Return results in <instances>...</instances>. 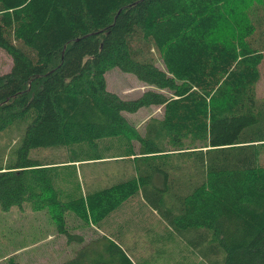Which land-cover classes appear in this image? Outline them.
Masks as SVG:
<instances>
[{
    "label": "trees",
    "instance_id": "trees-1",
    "mask_svg": "<svg viewBox=\"0 0 264 264\" xmlns=\"http://www.w3.org/2000/svg\"><path fill=\"white\" fill-rule=\"evenodd\" d=\"M0 50V133L23 123L0 165L1 209H51L68 245L100 233L62 264H264V0H0ZM114 67L155 90L121 99L106 89ZM150 107L135 132L126 115ZM106 140L133 141L125 173L106 172ZM43 150L96 161L107 181L54 200ZM131 224L154 245L126 249Z\"/></svg>",
    "mask_w": 264,
    "mask_h": 264
},
{
    "label": "rangeland",
    "instance_id": "rangeland-1",
    "mask_svg": "<svg viewBox=\"0 0 264 264\" xmlns=\"http://www.w3.org/2000/svg\"><path fill=\"white\" fill-rule=\"evenodd\" d=\"M158 66L161 63L158 61ZM11 68V59L8 55L0 50V75L8 73ZM261 80L258 85V95L264 96V63L261 64ZM107 91L116 94L121 99L130 100L138 98L146 90L154 87L145 85L137 80L131 74L124 73L118 68H109L104 74ZM160 113V108L150 107L147 109H140L134 114H128L131 123L134 124L133 130L136 132L142 131V126L149 117H156ZM20 123V124H19ZM136 130H135V129ZM23 130V123L20 121L14 122L9 128L0 133V165L11 163L17 157V148L20 143V131ZM133 141L125 140H106L102 142L103 154L105 159L102 162L110 163L107 166L106 172L111 173L116 165H119L121 171L125 173L124 160L122 152L125 147ZM136 148V146H134ZM34 156L43 162L55 161V164L46 165V168L53 169L55 172V181L53 184L54 190L48 191V195L54 200H67L68 195L73 196L79 194L85 187V182L91 186H103L107 181L105 179L106 172H102V164L92 162L70 161L71 155L64 150L52 151L43 150L34 152ZM92 163V164H90ZM90 165L89 168L81 169V165ZM97 165V166H96ZM78 169L84 174V178L77 176ZM115 172V171H113ZM85 179V180H84ZM68 193V194H67ZM45 197V195L43 196ZM137 204V201H135ZM54 205V204H53ZM128 217V214H125ZM136 220H142L138 216ZM55 220L52 218V212L45 210L38 211L30 202H25L21 207H11L9 210H2L0 207V264H7L9 258H14L20 264H62L69 258L74 251L80 250L87 242L100 236V233L90 228L84 233V240L82 244L79 239H74V245H68L63 236L56 232ZM143 221V220H142ZM75 230L73 233H80V225L74 220ZM147 226H157V230L153 231L151 235H162L164 232L163 224L155 220V217H148ZM136 227L140 228V232L144 229V224L140 221L136 222ZM111 224H106V229H109ZM134 226L130 225V230L126 229L123 233V243L126 249H132V245L137 246V250L148 249L152 247L142 246L135 242L145 237L139 233H133ZM79 237V236H77ZM143 239L141 241H143ZM159 244V242H157ZM134 256L143 255L141 253H132Z\"/></svg>",
    "mask_w": 264,
    "mask_h": 264
},
{
    "label": "crops",
    "instance_id": "crops-1",
    "mask_svg": "<svg viewBox=\"0 0 264 264\" xmlns=\"http://www.w3.org/2000/svg\"><path fill=\"white\" fill-rule=\"evenodd\" d=\"M148 229H150V231H155V230H157L156 228H153V227H147ZM132 234V233H131ZM135 242H136V240H135Z\"/></svg>",
    "mask_w": 264,
    "mask_h": 264
}]
</instances>
